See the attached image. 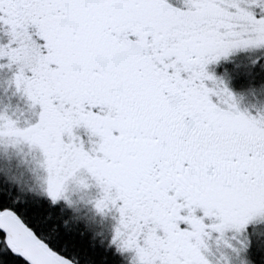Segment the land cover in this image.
Wrapping results in <instances>:
<instances>
[{
	"label": "snow or ice",
	"instance_id": "snow-or-ice-1",
	"mask_svg": "<svg viewBox=\"0 0 264 264\" xmlns=\"http://www.w3.org/2000/svg\"><path fill=\"white\" fill-rule=\"evenodd\" d=\"M0 264H264V0H0Z\"/></svg>",
	"mask_w": 264,
	"mask_h": 264
},
{
	"label": "rangeland",
	"instance_id": "rangeland-1",
	"mask_svg": "<svg viewBox=\"0 0 264 264\" xmlns=\"http://www.w3.org/2000/svg\"><path fill=\"white\" fill-rule=\"evenodd\" d=\"M16 103H19V102H16ZM245 103H249V101H245ZM19 115L21 116V118H23V112L19 113ZM20 153L22 154V158H25L27 154V149L21 148ZM80 179L87 180V177L77 178L76 181L68 183L65 188L66 198L69 202V206L72 207L73 210H75L76 212L79 211L81 207H86L87 202L91 200H95L98 197H101L102 195L95 188L83 190L79 186ZM88 183H91V182L88 181ZM87 219L89 221L99 223V221H97L95 219V216L93 215H87Z\"/></svg>",
	"mask_w": 264,
	"mask_h": 264
},
{
	"label": "trees",
	"instance_id": "trees-1",
	"mask_svg": "<svg viewBox=\"0 0 264 264\" xmlns=\"http://www.w3.org/2000/svg\"><path fill=\"white\" fill-rule=\"evenodd\" d=\"M74 212H76L75 210H73Z\"/></svg>",
	"mask_w": 264,
	"mask_h": 264
}]
</instances>
